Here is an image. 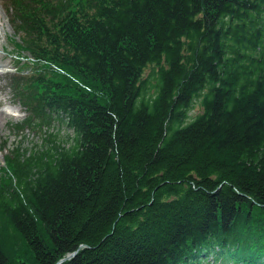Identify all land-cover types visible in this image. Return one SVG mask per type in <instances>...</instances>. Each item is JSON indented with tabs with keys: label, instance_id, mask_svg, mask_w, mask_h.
Wrapping results in <instances>:
<instances>
[{
	"label": "trees",
	"instance_id": "trees-1",
	"mask_svg": "<svg viewBox=\"0 0 264 264\" xmlns=\"http://www.w3.org/2000/svg\"><path fill=\"white\" fill-rule=\"evenodd\" d=\"M5 6L0 264H264V0Z\"/></svg>",
	"mask_w": 264,
	"mask_h": 264
},
{
	"label": "rangeland",
	"instance_id": "rangeland-1",
	"mask_svg": "<svg viewBox=\"0 0 264 264\" xmlns=\"http://www.w3.org/2000/svg\"><path fill=\"white\" fill-rule=\"evenodd\" d=\"M0 11L2 18L0 20V99L3 105L0 109H9V116L6 120L0 118V147L2 145L14 146L21 144L23 147L31 148L34 145H39L43 142L42 133L34 132L27 128L19 134L15 132L13 123L21 121L26 116V111L18 101L12 96L9 89V73L14 71V65L17 64L19 51L16 48L17 41L14 31L11 27L7 11L4 6V0H0ZM12 104V105H11ZM18 108H15V106ZM61 131L65 135L68 131L64 126L62 129L55 123L51 131ZM46 131V130H45ZM44 131V133H45ZM4 151L0 149V167L4 165Z\"/></svg>",
	"mask_w": 264,
	"mask_h": 264
},
{
	"label": "bare ground",
	"instance_id": "bare-ground-1",
	"mask_svg": "<svg viewBox=\"0 0 264 264\" xmlns=\"http://www.w3.org/2000/svg\"><path fill=\"white\" fill-rule=\"evenodd\" d=\"M2 18V15H1V11H0V20ZM2 99H0V104H2ZM15 108H18L17 106H15ZM9 116V109H0V118H3L4 120H6Z\"/></svg>",
	"mask_w": 264,
	"mask_h": 264
},
{
	"label": "water",
	"instance_id": "water-1",
	"mask_svg": "<svg viewBox=\"0 0 264 264\" xmlns=\"http://www.w3.org/2000/svg\"><path fill=\"white\" fill-rule=\"evenodd\" d=\"M76 254H77V251H75V252L69 254L66 258L61 259V260L58 262V264L61 263V262H63V261H65L67 258H70V257L75 256Z\"/></svg>",
	"mask_w": 264,
	"mask_h": 264
}]
</instances>
